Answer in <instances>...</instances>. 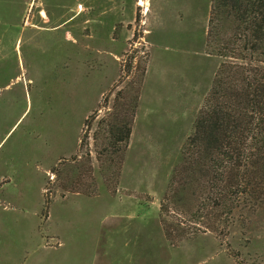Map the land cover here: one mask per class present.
I'll return each instance as SVG.
<instances>
[{
  "label": "rangeland",
  "instance_id": "obj_1",
  "mask_svg": "<svg viewBox=\"0 0 264 264\" xmlns=\"http://www.w3.org/2000/svg\"><path fill=\"white\" fill-rule=\"evenodd\" d=\"M210 5L0 0V264H264V206L196 220L171 187L224 61Z\"/></svg>",
  "mask_w": 264,
  "mask_h": 264
},
{
  "label": "trees",
  "instance_id": "obj_2",
  "mask_svg": "<svg viewBox=\"0 0 264 264\" xmlns=\"http://www.w3.org/2000/svg\"><path fill=\"white\" fill-rule=\"evenodd\" d=\"M206 43L224 61L171 187L183 191L197 184L201 193L194 218L223 217L227 225L235 211L264 206V0H211ZM129 134L125 128L112 136L113 144L125 146ZM168 207V202L160 206L163 212Z\"/></svg>",
  "mask_w": 264,
  "mask_h": 264
},
{
  "label": "bare ground",
  "instance_id": "obj_3",
  "mask_svg": "<svg viewBox=\"0 0 264 264\" xmlns=\"http://www.w3.org/2000/svg\"><path fill=\"white\" fill-rule=\"evenodd\" d=\"M140 5H143V7H145V4H143V2H142V3H140Z\"/></svg>",
  "mask_w": 264,
  "mask_h": 264
}]
</instances>
